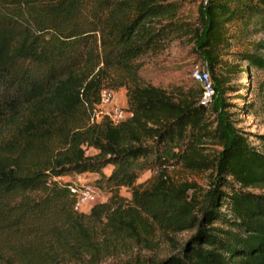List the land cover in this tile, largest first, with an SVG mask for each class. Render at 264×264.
Here are the masks:
<instances>
[{"label": "trees", "instance_id": "1", "mask_svg": "<svg viewBox=\"0 0 264 264\" xmlns=\"http://www.w3.org/2000/svg\"><path fill=\"white\" fill-rule=\"evenodd\" d=\"M185 1L0 0V264L29 260L25 244L13 245L21 228L58 203L72 205L68 187L54 178L72 171L99 173L94 184L112 194L132 189L136 206L108 216L113 233L137 237L144 216L174 231L195 227L174 253L112 264H264V144L220 115L212 119L200 96L191 98L201 88L177 97L145 82L139 59L190 33L223 90V74L247 68L224 54L264 36V0H201L196 25L181 15ZM254 49L232 52L264 69V53ZM121 86L131 114L89 123L85 102L97 101L102 87ZM206 138L221 144L213 157L198 150ZM172 146L178 152L170 161L164 151ZM179 161L215 170L199 213L190 185L174 187L165 176L166 165ZM150 162L161 172L139 190L136 179Z\"/></svg>", "mask_w": 264, "mask_h": 264}, {"label": "rangeland", "instance_id": "2", "mask_svg": "<svg viewBox=\"0 0 264 264\" xmlns=\"http://www.w3.org/2000/svg\"><path fill=\"white\" fill-rule=\"evenodd\" d=\"M201 0H187L181 7V15L196 25L198 5ZM258 39H264L262 34L251 36L249 40L237 41L231 45L230 51L223 59L228 62L243 65L246 72L234 70L223 74L222 89L215 86L212 79L213 93L203 96L201 84L192 76L194 69H207L202 52L197 50V44L190 33H180L157 53H146L139 57L142 61L140 74L145 82H150L168 89L177 97L191 87L192 91L200 95L201 101L209 107L207 114L212 119L220 115L223 120L230 121L237 131L245 135L259 146L264 144V69L248 66L247 62L239 58L232 51L243 48H255L264 53V47L255 46ZM223 69V73H225ZM211 76V75H210ZM105 84H107L105 82ZM113 90V89H112ZM118 102L127 105V87L121 86L113 90ZM225 102V103H224ZM215 105L217 113H212L210 106ZM221 148L218 139L206 138L200 142L198 150L201 157L215 156ZM86 153H94L93 147H86ZM178 148L168 147L164 151L166 158L176 159ZM111 164L102 168L108 173ZM73 172L54 177L60 184L72 180ZM161 172V168L150 162L136 179L139 190L147 189ZM168 181L179 187L181 184L190 185L188 195H193L195 212L205 199V193L212 188L215 170L211 167L201 169L191 168L182 162L166 165L164 170ZM86 178L96 190V198L89 208L74 209L73 205L58 203L46 210L42 215L33 218L25 224L19 235L14 238L13 245H24L28 249L29 260L14 261L13 256L6 260V264H112L122 263L133 259H158L179 250L185 240L194 232L195 227L174 231L162 228L150 217L144 216L143 223L137 225V237L126 232L113 233L108 224V216L112 212L125 210L136 206L132 198V189L120 186L116 193H111L94 184L100 176L96 172H87ZM96 212H92L96 206ZM2 238V235H0ZM29 247V248H27ZM8 255L12 251H8Z\"/></svg>", "mask_w": 264, "mask_h": 264}, {"label": "built area", "instance_id": "3", "mask_svg": "<svg viewBox=\"0 0 264 264\" xmlns=\"http://www.w3.org/2000/svg\"><path fill=\"white\" fill-rule=\"evenodd\" d=\"M192 76L198 80L203 88V96H211L213 93L212 79L208 69H194ZM89 123H98L103 119L116 124L126 119L131 113L126 106L120 104L111 88L102 87L98 100L91 103L85 102ZM87 171H74L72 180L67 181L66 186L73 195V208H89L95 201L96 190L86 178Z\"/></svg>", "mask_w": 264, "mask_h": 264}]
</instances>
